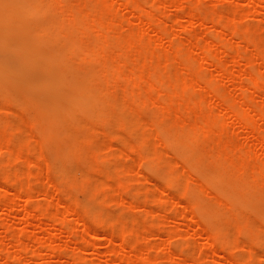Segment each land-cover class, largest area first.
Here are the masks:
<instances>
[{
	"label": "bare ground",
	"instance_id": "bare-ground-1",
	"mask_svg": "<svg viewBox=\"0 0 264 264\" xmlns=\"http://www.w3.org/2000/svg\"><path fill=\"white\" fill-rule=\"evenodd\" d=\"M183 1L179 0V3L186 7ZM247 1L249 7L242 9L244 11L250 8L254 12H260L259 7H264V0ZM17 2L25 7L35 21H38L37 17H45V20L38 26L41 31L52 33L47 40L56 52L55 60L64 65L66 72L70 74L68 78L73 86V91L68 94L67 104L52 106L47 112L49 123L45 134L53 139L51 152L59 178H68L69 174L76 183L80 184L79 187L82 190L91 189L95 199L103 200L102 194L106 189L114 187L115 183L110 170L102 169L101 176L93 179L96 181L95 186L92 187L93 184L90 186L80 182L85 177V179H91L92 176H86L84 170L74 174L70 173L68 167L95 149L92 147L95 139H99L104 134H112L115 129H120L126 131L131 138L139 137V134H142V140L137 150L144 155L140 156L145 157L151 165L158 162L164 164L163 167H166V170H162L160 167L158 169L166 171L165 181L172 186L174 191H180L183 196H195L193 209L199 211L209 221L205 230L210 231L207 237L210 246H214L216 242L220 241L217 244H220V248L224 252L227 249L230 250L229 245L235 244L237 241H234L230 235L233 232L229 231L230 234L229 232L224 234V229L241 222L249 214L260 217L264 221V101L260 102L257 99V97H264V58L262 51L257 47L253 51H247L251 38L235 24L234 17H231L230 14L227 16L221 14L217 8H214L211 13L204 14V1L198 0L196 11H185L189 17L187 21L189 23L192 20L209 21L215 27L216 32L210 33L208 37L204 38L190 39L187 37L186 40H177L171 35V29L166 27L167 19H165L163 8L159 10L154 8L158 3L162 5L169 3V0H147L143 3L138 0H19ZM3 9L5 8L3 7ZM126 9L137 21L135 25L126 15ZM50 14L53 16L52 19H49ZM227 34L232 37L240 36V44L244 49H234L226 38ZM69 41L72 43H68ZM232 48L235 51L231 52ZM228 55H231L232 58L230 64L222 61V57ZM255 64L259 65L256 70L259 69L257 72H252L251 67ZM226 80L234 83L238 90L232 88L230 92L224 91L223 83ZM1 98L0 101H2ZM21 102L23 103V101ZM145 113L150 115L149 119L144 117ZM148 128L149 130H147ZM20 130L22 129H18L19 133ZM115 133H119L116 135L123 137L120 132ZM0 134L3 135L1 129ZM61 135H69L70 141H61ZM3 136L2 140L4 141L0 144V156L5 149L4 151L9 156L7 157L9 163L0 172L5 174L8 184L18 188V193L14 201L4 196V199H0V205L5 210H9L12 207V201L15 202L14 204H22L23 199L29 202L27 204H34L35 200L32 199L34 196L24 190V184L20 180L21 175L11 174L12 171H10L12 162L16 159L20 162L26 148L12 147V149L7 144L8 139L5 135ZM119 136L115 138L118 140ZM152 139H159L160 144L154 145ZM103 140L106 139L103 138ZM119 142L120 146H116L117 149H120H118L120 151L118 153H123L129 148L133 152L136 151V149H132L133 145L125 139V136ZM12 144L15 143L12 142ZM102 147L107 152L111 145H107L103 141ZM169 147L176 154L172 158L167 157L169 154L166 149ZM63 151H68L69 154L65 155L64 152L63 155ZM108 153L104 155H108ZM95 154L97 155V153ZM176 156L184 164L183 167ZM29 160L31 164V159ZM84 160L83 163L88 161ZM26 161L22 160L21 163ZM178 164L182 167L181 172L177 170ZM97 165L96 162L89 163V170L98 168ZM14 167L13 171H15ZM149 168L151 169L152 166ZM199 176L203 177L201 181H199ZM93 180L90 181L93 182ZM68 181L70 180L68 179ZM180 183H182V188L179 186ZM124 186L119 185V187ZM212 188H215V194H213ZM165 191L167 190L165 189ZM178 195L180 194L178 193ZM137 196L139 195L137 194ZM118 197L119 200L122 198ZM115 199L117 200V198ZM135 200L136 198L131 201L126 199L123 201L129 202L130 207L134 208L137 206ZM59 207H61L57 210L59 213L56 212L53 215L50 212L52 215L47 216H53V220L50 221L56 229L60 226L61 228L58 230L61 232L74 233L75 223L73 221L74 224L69 223L70 220L66 222L68 213L73 212V206L67 199L62 201ZM21 210L24 217H38V215L34 216L29 208L24 207ZM44 212L46 211L44 210ZM78 217H80L78 220H82L81 216ZM92 217L91 221L95 215ZM248 220L250 221L246 222L247 227H254L253 223L257 221L253 222L251 218ZM138 223L137 229H143L141 222ZM101 225L104 230L103 234L101 233L103 237L98 235L99 232H94V230L91 232L89 223L86 222L84 226L87 228L86 232H90L87 234L92 235L96 241L100 238H107L110 244H116L114 235L115 231L121 229L119 227L116 230L119 224L113 220L112 216H109L101 222ZM127 225H124L126 229ZM256 226L259 227V224ZM130 227L129 225V229ZM130 230L128 232L133 234V237L141 231L140 229L136 232L135 227H131ZM261 230L264 231V228ZM27 232H23V234ZM119 233L117 240L121 241V243L118 242L120 247L122 246L125 250L126 244L131 245L130 249L134 252L132 253L134 257L125 258L124 250L121 251L111 245L114 247H110L112 249L109 251L112 261L119 264L123 262L125 264H154L156 262L155 258L157 257L150 256L147 257L146 262L140 261L138 258L143 251V246L133 244L137 240H131L132 238L129 240L133 243H129L125 235ZM137 234L134 238L140 240V236ZM234 234L233 237L240 243L242 240L237 238L236 233ZM253 234L255 235V233ZM259 234L263 233L260 231ZM85 237L82 241L86 239ZM14 239L18 240L16 237ZM19 240L21 239L19 238ZM21 242L23 243L22 240ZM21 242L17 246L16 259L21 258L22 260L21 256H23L22 252L26 251V243L22 244ZM166 243L169 246V241ZM245 244L247 243H243L244 246ZM63 249L61 245L56 246L54 242V245L50 246V253L56 254ZM251 250L256 251L254 248ZM79 254L82 257L78 255L77 263L86 264L87 257L84 258L83 253ZM251 254L249 256H252ZM173 256L175 259L176 256L178 257L175 254ZM224 256L226 257V255H218L213 260L218 262ZM250 258L248 264H255V260L252 261L255 256ZM181 261L182 258L179 263ZM202 264H204L203 261Z\"/></svg>",
	"mask_w": 264,
	"mask_h": 264
},
{
	"label": "rangeland",
	"instance_id": "rangeland-1",
	"mask_svg": "<svg viewBox=\"0 0 264 264\" xmlns=\"http://www.w3.org/2000/svg\"><path fill=\"white\" fill-rule=\"evenodd\" d=\"M17 1L19 0H0V89H2L0 90V97H2L0 107L3 108H0V129L2 134L8 139L7 144H9L11 148H26L20 162L17 159L12 162L13 164L11 165L10 171H12L11 174L18 173V176L21 175L20 180L24 184L25 192L27 191L26 193L34 196L32 199H34L35 202L34 204L30 203V205L27 204L29 202L23 199L24 202L22 200V204H14L15 202L13 201L18 193V188L12 184H8L5 174L0 172V199H4L5 196L13 200L11 202L12 207L9 210H5L0 205V264H76L77 258L79 256L82 257L79 253H83L84 258L85 256L87 257L85 261L88 260V262L86 264H119L112 261L109 255V251L114 248L111 245L115 246L117 249H121V251L124 250L122 246L120 247L119 245L121 241L117 240L119 239V232L125 235L129 243H133L129 240L132 238L131 240H137V242L133 244L140 245V247L143 246V251L138 258L142 262H146L147 257L150 256L153 258L157 257L155 258L156 262H154V264H202V261L204 264H248V261H250L249 259H251L250 257L254 255L255 259L252 261L255 260V264H264V231L261 230L264 228V221H262L260 217L249 214L250 217L245 216L242 220L243 222L239 221L237 224L230 225L228 228L229 230L227 228L224 229V234L229 231L233 232L232 234L229 232V234L234 241L239 243L238 240L233 237L235 235L234 233H236L237 238L242 240H239L240 243L238 245L237 243H232V245H229L230 250L227 249L225 252L220 248V244H217L220 241L216 242L214 246H210L211 244H209L207 238L210 231L205 230L208 227L209 221L199 211L193 209L195 196H183L180 191H174L172 186L165 181L166 171H162L164 169L166 170V167H163L164 164L158 162L155 163V165H151L146 161L145 157H142L144 154L137 150L142 140V134H139V137L131 138L126 131L115 129L112 134L102 135L99 138L101 141L95 139L92 144V147L95 149L89 154H86L87 157L84 155V157H82L83 159L71 164L70 166L72 168L70 166L68 167L70 173L74 174L77 171L84 170L86 176H92L91 179H85V177L80 181L90 186L93 184L92 187L95 186L96 181L93 179H95V177L97 179L101 176L102 169L110 170L109 172H112L111 174L114 176L115 183L114 187L106 189L102 194L104 196V199L102 198L103 200L99 198L95 199L92 196L91 189L88 191L82 190L79 187L80 184L76 183L69 174L68 178H59L53 159V153L51 152L53 150V139L45 134L49 123L47 112L52 106L66 105L68 102V94L73 91V86L69 82L68 77H70V74L66 72V67L64 65L59 64L55 60L56 52L49 40H47L51 37L50 35L52 33L41 31L38 26V24H41V22L45 20V17H37L38 21H35V19L31 18L33 16H30L31 14L27 12L25 7ZM138 1L143 3L147 0ZM202 1H204V8L202 7L204 14L211 13L214 8H217L221 14L225 16L230 14L231 17H234L235 24L242 28L244 33L251 38L247 51H253L255 47H257L262 51V56L264 58V7H259L260 12H254L252 11L253 9L250 8H248L250 10H242L249 7V2L247 0ZM183 2L186 7L181 6L179 0H169V3L165 5L158 3L154 7L155 9L158 8V10L163 8L166 16L165 19H167L166 27L171 29L170 33L174 38L177 40L198 37L204 38L208 37L210 33L216 32L215 27L209 21L200 22L198 20H192L190 23L187 21L189 17L185 14V11H196L198 0H184ZM3 7L5 9H3ZM126 15L130 18L133 25L137 23V21L132 18V13L128 9H126ZM52 18L53 16L50 14L49 19ZM186 29L190 30L186 32ZM55 34L57 33L55 32ZM226 38H228L229 44L234 49H244L240 44V36L237 35L232 37L230 34H227ZM68 43H72V41ZM233 48L231 52L235 51ZM222 58V61L226 64L232 62L231 55ZM254 66L251 67V70L252 72H257L259 68L257 70L256 68L259 65L255 64ZM232 88L236 89V86L231 81L226 80L223 83L224 91L230 92ZM257 99H259L260 102L264 101V97H257ZM14 101H17L18 104ZM21 101H23V103ZM14 110L17 112H12ZM143 115L149 119L148 117L150 115L148 113ZM41 121L44 122L42 123ZM18 129H22L20 133ZM147 130H149V128ZM115 132H120V135L122 134L123 137L125 136V139L133 145L132 149H136V151L133 152L129 148V150L126 149L127 151L124 150L123 153H118L120 151H118L119 148L117 149L116 146H120L119 143L121 142L119 141H121L123 137L116 135L119 133ZM3 135L0 134V144L4 141L2 140V137L4 138ZM117 136H119L120 139L117 140L115 138ZM61 137L60 140L62 139L61 141L66 142L71 139L69 135H61ZM103 138L106 139L103 141H105L107 145H111L108 149L106 148L108 150L107 152L102 147ZM152 140L154 145L160 144L159 139ZM12 142L15 144H12ZM4 150L1 154L2 157L0 156V170L5 168L9 163V160H7L9 156H7L8 154ZM64 152L66 153L65 155L69 154L68 151H63V155ZM94 152L97 153V155ZM166 152L169 154V156H167L168 158H172L176 155L171 147L167 148ZM4 153L6 154L3 155ZM101 153L103 154L100 156L99 154ZM106 153H108V155H104ZM25 158L28 160L26 161ZM29 159H31V164ZM84 159L89 162L83 163ZM22 160L26 162L21 163ZM91 162H96L98 168H90L89 170V163ZM178 162L183 167L184 164L180 160ZM180 164H178L177 170L181 172L182 167L179 166ZM151 166L152 168L150 169L149 167ZM13 167L15 171H13ZM16 167L19 169L17 170ZM159 167L162 170H159ZM28 170H30V173ZM68 179L70 181H68ZM199 179V181H201L203 177ZM90 180H93V182ZM120 184L122 186L125 185V188L119 187ZM179 186L182 188V183H180ZM165 189L167 191H165ZM212 192L213 194L216 193L215 188H212ZM178 193L180 195H178ZM137 194L139 196H137ZM115 195L122 197L120 198L121 201L125 199L131 201L133 198H136L135 202L137 206L133 208L130 207L127 201H123L124 203L119 202V197ZM67 199L73 206V212L68 213L66 219V222L70 220L71 222L69 223H75V231H73L74 233L72 234L66 231L61 232L58 230L61 228L60 226L56 229L51 222L53 216H47L51 213H53V215L56 214V212L59 213V211H57L61 208L59 206L62 201H66ZM190 202L192 203L190 204ZM42 205L46 207L44 208ZM24 207L29 208L32 214L34 216L38 215V217H24L21 210ZM44 210L49 214H46ZM76 215L81 216L82 220H78L80 217ZM93 215H95V218L91 221ZM109 216H112L113 220L119 224L116 230L121 227V229L118 230L119 232L115 231L116 234L114 237H116V244H110L107 238H100L96 241L94 237V239L92 238V235L87 234L90 232H86L87 228L84 226L86 222L89 223L91 232L93 230L94 232H99L98 235L103 237L101 235L104 230L101 222L106 220ZM247 217L248 219L251 218L253 222L257 221L253 223V225H255L254 227H247L246 222L250 221L246 219ZM136 221L141 222L144 228L137 229V224L139 223H136ZM256 224H259V227L256 226ZM124 225H127L128 228L126 229ZM129 225L132 228L135 227L136 232L141 229L138 233L140 240H138L139 238H134L137 233L133 237V234L128 232L131 231ZM27 228L28 230H25ZM260 231L263 233L262 235L259 234ZM23 232L27 233L23 234ZM253 233H255V235ZM83 235L86 236V239L82 241ZM12 237H16L18 240L15 241ZM165 241H169V246H167ZM19 242L22 244H24V242L26 243V251L23 250L25 253L22 252L23 256H21L22 260L21 258L16 259ZM54 242L56 246L61 245L64 249L56 254H51L50 246L52 244L54 245ZM96 242L99 243L93 244ZM243 243L247 244L244 246ZM20 246L23 247L22 245ZM45 246L46 248H44ZM47 246L49 247L47 248ZM124 247V257H134V254H132L134 252L130 249L131 245L128 246L126 244ZM249 247L251 249L254 248L256 251L248 249ZM250 251L256 253L253 254ZM173 254L178 255V257L176 256L175 259ZM221 254L226 255V257L224 256L220 261L218 260V262H215L213 260L214 257L217 258V256ZM250 254L252 256H249ZM181 258L182 261L179 263ZM206 261L207 263H205ZM121 264L125 263L123 262Z\"/></svg>",
	"mask_w": 264,
	"mask_h": 264
}]
</instances>
